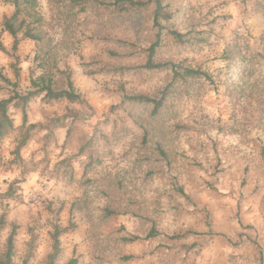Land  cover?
Listing matches in <instances>:
<instances>
[{"label":"rangeland","instance_id":"rangeland-1","mask_svg":"<svg viewBox=\"0 0 264 264\" xmlns=\"http://www.w3.org/2000/svg\"><path fill=\"white\" fill-rule=\"evenodd\" d=\"M249 2L251 8H245L242 15L251 18L261 14L256 11L252 1L241 0V3ZM51 3L54 4V0ZM174 3L176 7L180 8L179 17L183 24L182 28L191 30L193 36L197 35L204 38V45L184 49L171 48L168 53H165L167 54L165 56L175 63H184L207 72L217 88L202 82L195 87L193 86L188 95H181L175 99L169 113L162 121L163 124L170 119H176L179 113L184 110L183 101L199 99L209 87L217 93L218 97H223L227 101V108L229 109L227 120L221 121L219 118L211 119L194 108L186 118L190 122L177 120L171 129L159 134L163 146L171 158L169 172L176 176L178 186L183 188L186 195V199L179 197L169 202V206L173 205L179 209L175 215L174 212L172 213L173 222L182 221L181 226L175 230L191 231L196 235L173 244L171 252H166V249L163 248L166 243L165 239L152 242L137 241L132 244L122 242L123 238L129 236H144L149 228L148 220H154L158 226L160 224L157 219L160 215L159 208L149 206L152 203L151 200L143 193H139L135 183L136 181H139L140 185L149 183L162 168L161 165H158L155 175L151 177L147 175L149 172H153L150 170L159 161L154 156L149 167L138 161L136 153L140 146L141 136L136 139L132 148L120 157L121 160H126L132 156L130 168H120L119 164H113L111 171L104 170L92 178L89 177V173H95L96 169L103 165L106 157L113 158V149L122 140L132 135L134 129H139L126 111L121 109L113 111L118 120L117 127L113 128L112 118L114 116L110 115V109L113 106H120L119 84L125 83L127 92H135L152 91L161 83L158 77L148 80H139L138 77L119 79L101 73L104 66L113 64L127 66L137 63V60L132 58L113 60L108 52L110 50L123 52L119 40L124 36H128L134 41L145 33L148 34V37L153 34L147 12L141 14V24L137 23L134 32L132 31L130 34V28L118 27L116 24H104L92 12L80 14L74 11L70 14L58 4L55 19L57 26L61 29L62 45L51 44L53 57L58 61L57 67L60 70L67 69L70 71L75 89L81 95L83 103L68 104L63 101L46 104L40 99L39 102L34 99L23 108L12 104L9 108L12 123L14 124L15 116L20 114L22 124L19 129L13 127V130L5 137L13 131H18L21 139L23 131L31 125H35L37 128L30 134V139L38 131H46V135L42 138L45 158L41 161L45 164V169L48 164L50 146L59 148L60 155H64L66 150L75 148V153L59 161L54 167L52 175L58 181H63L69 186L76 184L84 190L83 195L82 197H74L70 202L59 199L48 201L45 210L54 217L55 222L61 225L59 222L61 214L64 213L67 205V222L66 226L62 227L74 225V229L63 235L72 234L76 231L78 225L74 217L83 213L95 229L92 238L96 241L95 246L101 253L94 257L97 260L106 261V264H176L177 261L179 264H188L190 259L201 257V254L206 252L207 256L204 257L203 264H264V168L261 165L259 155V141L242 138L239 134L242 126H251L260 130H264V128L262 125L255 126L256 105L254 102H256L257 96L250 91L253 89L251 82L247 81L243 91L240 88L234 91L232 90L234 86H232L230 88L231 94L228 93L230 80L226 83L225 63L220 59L224 48L234 40L250 47L248 40L251 38L253 43L261 46L260 39L264 33V28L257 26L258 31L255 36H252L247 26L241 22L237 27L245 28L246 35H242L236 28L229 26V21L232 19L230 15L213 16L212 13L217 8L225 6L226 0H219L207 12H202L201 7L195 5L193 0H176ZM12 11V7L0 2V39L6 51V53L0 52L2 54L0 55V72L10 82L14 83L15 79L10 69L12 40L7 33L2 32V22L12 14ZM48 28L49 25L45 22L46 32ZM139 31L140 33H138ZM33 43L30 40L19 42L16 55L19 58L20 78L16 81L15 87L0 82V99L8 98L12 90H16L20 95H26L30 90L31 79L36 78L37 71H40L34 60L35 56L33 57V66L27 70V74L20 65L22 58L23 60L29 58L31 51L37 52L35 43L34 49L29 47ZM69 52L72 54L71 60L68 59ZM5 57L8 58L7 63H5ZM62 62L63 67H60ZM60 105L63 106L62 113H57L55 110L50 115L46 113L45 106L54 108V106ZM68 109L79 113L77 121L67 119L61 127H55L48 131L43 128L51 121L62 117ZM136 110L141 116L144 115L143 109L137 108ZM38 112L45 115L47 122L29 123L30 117L35 116ZM24 117L26 122L22 127ZM94 118V123H89ZM60 130L64 131L63 143L59 142ZM103 135L108 139H101L100 136ZM94 136L97 139L94 140L93 150L81 152L86 142ZM201 136L207 139L208 144L200 139ZM209 148L211 155H209ZM80 155H86L87 162L79 180H77V173L72 161ZM90 156L94 157L93 162L95 164L84 175L86 167L90 163ZM16 163H23L20 155L18 160L9 162V167ZM34 167L35 165H32L31 168L25 166L22 175ZM144 174H146L145 179H143ZM19 183L20 181L14 180L8 188L12 185L14 189L12 198L23 203L22 197L17 195ZM93 188L99 196L104 198V201L98 203L94 210L89 207L91 202L84 198ZM222 189H226V191H221ZM208 194H211V199H208ZM5 195L6 192L0 195V208L3 209L0 211V215L5 213V223L0 225V235H2L5 227L12 230L15 226L17 228L16 238L21 225L16 221L9 222L7 220L8 205L3 201L11 198H3ZM224 200H231L232 203H222L221 201ZM105 206L114 208L119 212V215L104 224H100L99 219ZM93 211L97 212L98 215L93 217ZM226 211L231 215H221ZM37 216L39 217V213ZM233 220L236 222L235 225L232 223ZM40 227L42 226L37 223L27 229L28 233L31 234V240L27 243L22 264H31L35 258V250L40 239L37 229ZM103 229L107 230L106 233L100 231ZM209 233L212 236H209ZM48 235L50 237V233ZM192 237L195 239H190ZM193 241L201 243L202 248L200 250L195 248L194 250L197 252L186 256L180 250V246L190 244ZM61 248L63 253L59 264L62 262L66 264L71 259L76 260V264H80L75 246L71 256L66 261L63 258L67 249L62 242ZM225 248L230 249V251H223ZM30 249L32 254L28 257ZM16 251L14 239V255ZM49 253H46L44 259L38 264H45Z\"/></svg>","mask_w":264,"mask_h":264},{"label":"trees","instance_id":"trees-1","mask_svg":"<svg viewBox=\"0 0 264 264\" xmlns=\"http://www.w3.org/2000/svg\"><path fill=\"white\" fill-rule=\"evenodd\" d=\"M53 0H51L52 2ZM176 0H54V5H61L63 9L72 14L74 11L80 14L92 12L104 24H116L118 27L130 28V34L134 32L135 25L141 24L143 12L148 13V21L153 34L148 37L144 34L132 41L128 36H124L119 40L122 44L123 52L109 51L108 54L113 60L121 58L136 59L137 63L133 65H108L104 66L101 73L114 77L127 78L138 77L148 80L160 78L161 83L152 91H135L127 92L125 83L118 86L121 93L120 106H113L110 109L113 128L117 127V118L113 111L124 110L131 117L139 129L142 130L140 138V146L136 156L138 161L150 166L154 156L157 157L158 163L155 164L147 175L153 176L156 174L158 165H161V171L158 173L161 176H167L171 193L168 198V211L174 215L179 209L176 206L170 205L171 200L183 197L186 195L183 188L178 186L176 176L170 170L171 158L167 154L168 151L159 137L164 130L162 128L164 117L169 113L171 105L175 99L181 95H188L192 87L199 83L214 85L217 88L212 77L205 71L199 68H193L184 63H175L167 58V54L171 48H193L199 45H204L202 37L192 34L191 30L182 28L183 24L180 21V8L174 3ZM257 12L264 13V0H250ZM1 3L12 7L13 11L9 17H6L2 22V32L9 35L12 40V53L10 69L14 76L15 82L12 83L0 72V82L12 87L16 86V81L19 80V58L16 55L17 47L21 40H30L36 44L37 52L34 60L36 61L41 74L30 81V90L26 95H20L16 90L10 92V96L5 99H0V141L13 130L12 119L9 115V108L14 105H19L21 108L26 106L34 99H40L46 104L52 102H67L68 104L83 103L81 95L76 91L74 83L71 79V73L67 69L60 70L57 67V60L53 57V47L51 41L45 31V21L37 12L38 0H0ZM195 32V30H194ZM126 33V31H125ZM140 33V31L138 32ZM261 46H264V33L260 39ZM250 47L247 44H242L238 40L232 41L226 46L220 56V59L225 63L224 75L226 83L230 80L227 92L231 94L230 88L237 91L239 88L243 91L244 85L251 82L252 90L257 98L255 99L256 122L255 126L262 125L264 128V77L252 79L254 75V60L255 57H250L248 52ZM0 52H5L4 46L0 39ZM259 56V53H257ZM1 90V88H0ZM137 108L144 110V115L141 116L137 112ZM70 119L77 121L79 113L75 110L68 109L67 112L60 118L51 121L44 126L45 130H51L55 127H61L64 121ZM110 119V118H108ZM26 118H23L25 125ZM37 126H28L22 133V137L15 150L16 159H19L20 149L23 148L30 140V134ZM173 129V128H172ZM101 139L107 140L106 136H100ZM97 137L89 139L82 147L84 150L92 151L93 144ZM255 139L259 141V155L261 165L264 168V140L259 136ZM94 157L90 156V163L86 167L84 175L88 173L95 162ZM92 161V162H91ZM96 161V160H95ZM68 167L66 172L68 171ZM144 174L143 179H145ZM14 193L11 185L6 195L3 198H12ZM141 202V200H140ZM152 202V201H151ZM153 203V202H152ZM157 207L159 208L158 202ZM119 215L114 208L105 206L102 210L99 223L104 224L109 220ZM149 221V228L144 236H129L123 238L124 244H132L137 241L152 242L155 240L165 239L164 244L166 252H171L172 245L176 242H181L189 236H194L196 233L191 231L181 232L178 230L161 229L154 220ZM5 223V213L0 215V225ZM53 231L50 232L51 251L46 257L45 264H59L63 250L61 248L60 237L72 231L74 225L62 227L57 222L52 224ZM16 227L14 226L7 237L6 251L0 253V264H13L14 256V239L16 235ZM212 236L211 233L208 234ZM33 240V238H32ZM32 245V244H31ZM30 245V247H31ZM163 245V244H160ZM202 248L199 242H191L190 244L180 246V250L188 256L194 254ZM32 254L29 250L28 257ZM76 260H69L66 264H76Z\"/></svg>","mask_w":264,"mask_h":264},{"label":"clouds","instance_id":"clouds-1","mask_svg":"<svg viewBox=\"0 0 264 264\" xmlns=\"http://www.w3.org/2000/svg\"><path fill=\"white\" fill-rule=\"evenodd\" d=\"M219 0H193V3L201 7L202 12H207L209 8L213 7L215 3ZM245 8H251V3H241V0H226V4L222 8H217L212 15L228 14L231 16L229 21V26L236 28L238 32L242 35H246L244 27H237L243 22L247 26L248 31L252 33V36L256 35L259 28H264V13L253 16L251 18L242 15ZM37 12L42 16L43 20L49 25L47 29L48 36L51 40L52 45H62V33L60 27L56 24V6L50 2V0H39ZM211 18V17H209ZM248 43L250 45V50L248 55L250 57H255L254 60V75L252 79L257 77H264V46H257L253 43L252 39L249 38ZM30 48L34 49L35 44H30ZM259 53V56H257ZM2 55V54H0ZM36 55L35 50L31 51L29 58L23 60L21 63V68L27 74V70L33 66V57ZM210 58V57H209ZM68 59H72L71 52L68 53ZM8 58L5 57V63H7ZM60 67H63V62ZM41 73L37 71L36 75L39 76ZM39 102V98L37 99ZM184 110L179 113L176 119H170L162 125L165 132L171 129L172 125L177 122V120L184 121L186 123L190 122L186 118L188 113L194 108L201 112V114L211 118H219L221 121H225L228 118L227 101L223 97H218L215 91L211 88H207L205 93L199 99H191L183 101ZM46 108V113L50 115L53 110L57 113L63 112V106H54V108ZM93 121L89 123H94ZM45 115L39 112L35 116H31L29 123H46ZM22 124V118L20 114H17L14 118V129H19ZM90 131V129H88ZM240 136L242 138H247L249 140H255L259 136L264 140V130H260L254 127H241ZM46 135V131H38L37 134L30 139L27 144L20 149V157L23 163L12 164L9 167V162L16 159L15 150L20 140V133L18 131H13L2 141H0V195H3L8 190L9 184L14 180L20 181L18 184L19 191L17 195L22 197L23 203H19L15 199L4 200L3 203L8 205V216L7 220L9 222L16 221L21 225L19 234L15 238L16 254L13 257V264H22L24 255L27 250V243L31 240V234L28 233V227H32L34 224H39L42 227L38 228L40 239L38 242V247L35 250V258L31 264H38L42 261L46 253L50 252L52 249L50 247L52 241L48 233L53 231L52 223L55 222L54 217L50 215L46 210V204L48 201L64 200L72 201L74 197H82L83 189L78 187L76 184L71 186L67 185L63 181H58L55 176L52 175L54 167L59 163V161L65 159V157L75 153V148H71L64 152V155H60L59 148H52L50 146L48 151V164L45 169V164L41 161L45 158V151L43 150L44 141L43 137ZM142 136V130L134 129L133 134L127 136L124 140L120 142L113 149V158H105L103 165L96 169L95 173H89V177L92 178L95 175L103 172L104 170H112L113 164H119L120 168H130L132 166V156H129L126 160H121L120 157L123 153L132 148V145L136 142L138 137ZM201 140H204L205 144L208 141L205 137L201 136ZM64 141V131H59V142ZM163 147V144L161 145ZM134 151V149H133ZM209 155H211V150L209 148ZM87 162L86 155H80L72 161L74 169L77 173V180H79L80 174ZM35 165L34 169L30 170L26 174L22 175L24 167ZM136 186L139 189V193H143L147 196L153 203L149 206L152 208L157 207V202L159 205L160 215L157 219L160 221L159 226L162 229L175 230L181 226L182 221L173 222V214L168 211L167 204L168 198L171 193L169 182L167 176H161L160 174L155 175L151 181L147 184L140 185L139 181H136ZM221 191H226L222 189ZM138 193V194H139ZM91 203L89 207L95 209L98 203L104 201V198L99 196L95 189L88 192L87 197ZM208 199H211V194H208ZM214 203L216 201H213ZM222 203L231 204V200L221 201ZM58 206V205H55ZM0 211H3L0 208ZM39 213V217L37 214ZM67 205L65 206L64 213L61 214L60 224L61 226H66L67 222ZM93 217L98 215L97 212H92ZM221 215H231V213H222ZM76 224L78 225L76 231L72 234L62 235L60 237L61 242L67 249L64 256L66 261L72 254V249L75 246L76 255L80 258V264H106V261L97 260L94 257L100 255L99 249L95 246L96 241L92 238V233L95 231L92 224L84 217L83 213H79L74 217ZM51 222V223H50ZM233 225L236 222L232 221ZM11 229L5 227L2 235H0V253L6 251L7 237ZM106 233V229L100 230ZM102 238V237H101ZM190 239H195L192 237ZM227 252L230 249H223ZM207 253L201 254V257H194L188 261V264H203L204 257ZM63 264V262H62ZM179 264V261L176 262Z\"/></svg>","mask_w":264,"mask_h":264}]
</instances>
